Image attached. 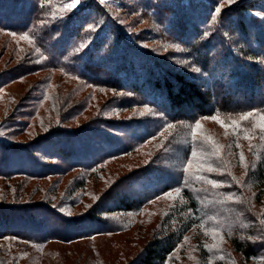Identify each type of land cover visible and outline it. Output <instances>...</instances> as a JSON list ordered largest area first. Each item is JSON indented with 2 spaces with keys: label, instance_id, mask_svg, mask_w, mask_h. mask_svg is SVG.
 Returning <instances> with one entry per match:
<instances>
[{
  "label": "trees",
  "instance_id": "16d2710c",
  "mask_svg": "<svg viewBox=\"0 0 264 264\" xmlns=\"http://www.w3.org/2000/svg\"><path fill=\"white\" fill-rule=\"evenodd\" d=\"M45 1L14 5L13 0H0V21L16 36L31 38L35 51L27 56L39 61L9 80L32 71L57 73L103 90L107 98L97 103L102 106L95 116L74 130L66 125L81 117V105L65 109L56 105L59 99L52 102L56 111L40 132L33 129L37 116L31 111L26 119L19 115V123H3L0 130L24 129V136L34 139L11 144L0 135V181L40 182L74 171L96 174L141 154L151 142H158L159 150L150 160L153 164L146 163V155L141 169L111 181L86 211L72 210L74 217L64 208L75 205L78 190H87L84 181L62 196L59 191L33 195L22 183L5 185L10 191L0 203V264H45L49 245L77 244L102 233L111 239L133 233L139 237L116 243L118 254L98 252L100 258L89 256L84 264H167L194 230L214 231L245 264H264V0H208L207 5L205 0H147L143 5L137 0L132 8L140 19L130 24L147 18L158 26L157 33L146 35L119 26L97 0H83L80 11L68 17L57 6H44ZM12 18L23 21L12 23ZM47 24L51 33L44 29ZM149 38L159 45L143 48ZM107 64L113 69L103 71ZM49 77L31 91L34 104L54 99L48 94ZM112 105V110L115 105L124 111L147 108L155 116L131 113L114 120L106 112ZM209 124L220 126V138ZM92 133L97 141L87 137ZM54 146L66 148L47 150ZM176 153L180 158L169 156ZM168 157L171 173L164 177L155 162L168 163ZM157 176L163 184L148 195L127 198L121 191L128 182H150ZM167 193H177L179 203L168 209L150 205ZM36 195L39 200L32 203ZM60 196L69 203L53 205ZM118 213L130 215L140 228L134 231L131 224L109 220ZM152 222L158 231L146 239L142 225ZM133 242L140 250L126 256Z\"/></svg>",
  "mask_w": 264,
  "mask_h": 264
},
{
  "label": "rangeland",
  "instance_id": "374dc122",
  "mask_svg": "<svg viewBox=\"0 0 264 264\" xmlns=\"http://www.w3.org/2000/svg\"><path fill=\"white\" fill-rule=\"evenodd\" d=\"M97 1H99L102 4L105 11L110 13L115 18V21H118L119 26L122 27L125 25L128 28L129 33L133 35L134 33H136L137 35L144 33L146 35V34H150L151 32L152 33L158 32L157 30L158 26L152 20L150 19L148 20L147 18L146 19L142 18V20H139L140 22L137 23L135 26L130 24V21L137 18L140 19L139 16L140 13H137V10H135V7L132 8V5L137 6L138 1H140V3L143 5L146 3L147 0H138V1L137 0H97ZM198 1H202V0H198ZM213 1L215 0H211V2ZM169 2L171 1L167 0V3ZM18 3H21V0H13L14 5ZM207 3L209 4L208 0L202 2L203 5H207ZM70 4L73 6L69 7L68 5ZM82 4H83V0H79L78 3L76 2V0H46L44 6H52V5L57 6L59 7L61 13L65 17H68L72 12L75 11L79 12L81 8L80 6ZM218 15H222V14L219 13ZM65 19L67 20V18ZM233 19H235L236 22L239 20L238 17H235ZM21 21H23V19L15 20L12 23H17ZM6 26L7 24H5V22L0 21V126L3 123H8V122L10 123L12 121H16L17 123H19L18 120H21V117L18 116L25 114L23 119H26L27 113L31 111L34 112L35 116H37L32 121V124L34 125L33 129L36 130V132H40L44 128L42 126L46 124L45 121L51 119L54 115V110L56 111V109L52 105V102L55 99H59V102L56 105L63 106L65 109H68L70 107L77 108L78 106L81 105L80 108V111L82 112V114L80 115L81 117H79L76 120V122L66 125L67 127L72 128V130H74L75 127L83 124L85 119H89L93 115L95 116L99 108L102 106V105H98L97 103L99 101L100 103H102L105 100V98H107V96H104L105 94H101V93H105L103 90L99 91L95 89H90L80 84V81L78 80H71L69 78H66L62 74H57V73H40L33 75L32 74L33 71H32L31 74L24 75L18 79H13L11 81L9 80L10 77L20 74L22 72H26L27 69L32 70L33 67L39 63V61L31 62L32 61L31 55L30 57L27 56V54L35 51L34 49H32L33 47L31 46V38L25 35L24 37H18L15 35V33L5 28ZM46 28L49 30H46ZM44 29L49 33H51L50 24H47V27H45L44 25ZM152 39L153 38H149L150 42L149 43L147 42V45H144L143 48L152 49L154 46L159 45V43L155 42ZM137 45H139V42L137 43ZM40 61H45V58L41 59ZM104 67L105 69H103V71H106L108 70V68L112 70L114 66L107 64V66L105 65ZM46 75H50V77L48 78L49 80L48 94L53 95L54 99L52 101H48L46 98L44 100H41L39 103L34 104V102H32V95H31L34 94V92L31 91L38 88L39 81L42 78H45ZM1 83L3 84V86L1 85ZM106 94L110 98L113 96L111 92H106ZM85 99L87 102H85ZM108 105H106V107ZM112 107L113 105L110 106L109 109L106 110V112L110 113L108 117L114 120H125L131 115V113H138L141 117L146 116L147 118L155 116L154 113H152L147 108H139L136 110L131 109L124 111L123 109L118 108L117 105H115L114 110H112ZM209 127H211L213 134L217 135L218 136L217 138H220L218 132V128L220 126L217 124L214 125L209 124ZM205 128L207 130L206 126ZM23 133H24V129L12 131L11 133H9L8 130H0V135H3L2 137H8L11 144L29 142L32 139H34L32 138L33 136L30 138L29 135L24 136ZM87 137H90L91 140L93 141H97L99 139L93 137V133L92 135H89ZM219 141L223 144L225 143V141H223L222 139L221 140L219 139ZM61 147L62 149L66 148L65 146H61ZM61 147L59 146H54L53 148L48 147L47 150L53 149L58 151L59 149H61ZM158 150H159L158 142H151L149 146L145 148L144 152H142L141 154L136 155L137 154L136 153L135 154L136 156L133 155L134 157L131 156L130 158L115 162L109 165V167H106L107 169L105 172L104 170H101L96 174L74 171L72 174H69L64 177L57 175L56 177L49 178L46 181H40V182L30 183L28 182V180L23 181L20 178H16L14 181L11 182L0 181V187H1L0 203H2V201L8 200V198L4 196V192L6 193L10 190H8V188H6L5 185H9L10 188L11 187L13 188L16 184L22 183L25 185V189H27L25 191H28V193L32 192L34 193L33 195L37 194V191H39L38 193L46 192V195L51 191H59V194L62 196V194L66 189L72 190L73 188H75L76 190H78L80 183L84 181V183L88 185L87 190L84 191V193H82V190H78L77 191L78 199L76 198L77 200L75 202V205L73 204L72 206H66L64 208V211L69 213L68 215L70 216L77 215V214H71L72 210L75 211L74 213H76L78 209H80V211H86L88 207L89 206L91 207V205L97 202L98 199L100 198V195H102V193H104L109 188V184L111 183V181L114 180L116 182L121 177L129 175L134 171H138L139 169L142 168L141 166H143L142 165L144 162L143 160H146V155H147L146 163H148L150 162L154 153L158 152ZM176 150H174V152ZM18 155L24 159L23 155H20V153H18ZM169 156L176 159L180 158L178 157L177 153H176V157L175 154L173 155L169 154ZM169 158L170 157H168L167 159L168 163L162 164L160 163V161L155 162V167L157 168L158 171H159L158 169L159 167L161 170L163 169L165 171L164 172L165 174L162 173L164 177H166L165 175L171 173L169 171L170 170ZM153 160L152 162H150L151 164H153ZM171 166L175 167L176 163L172 161ZM240 168L241 169L237 171V174L243 176V165ZM105 173L116 174V176L112 178L109 175H106ZM102 174L105 175L103 177H96ZM159 180L160 178L159 176H157V178L152 179V181L150 182L148 180L146 181L143 179H139V181L128 182L126 186L122 188L121 191H125L124 193H126L127 198L129 197L133 198L134 196H136L137 193H142V195H148L150 192L158 190V187L163 184V183L160 184ZM138 185L140 186L137 187ZM167 194L162 195L160 199L152 202L150 205L153 206L155 203H157L155 204L154 208L160 205L159 208L160 207L162 208L164 206L168 209L170 208L171 205L179 203L177 193H173V194L167 193ZM61 196L59 198L53 199L52 201L53 205H57L61 202L69 203L68 200L62 199ZM39 197L40 195H36L32 203L34 201L39 200ZM48 199L52 200V197H49ZM22 202H30V201L24 200ZM108 205L112 206L113 202L112 201L109 202ZM262 209L264 210V207ZM113 218H117L121 223L127 224V226L128 224H131L134 227L133 228L134 231L140 228L136 226L138 222L136 221L135 225H133L132 224L133 220L130 218V215L127 216L125 215V213H118L112 215L109 217V220ZM152 223L146 224L145 226L141 224L143 229L142 231L147 230L145 231L146 239L151 238L153 233H156L158 231L156 224L154 223L152 224ZM133 235L127 234L125 236L123 235L115 236L111 239V236H109V234L102 233L98 235V237L92 238V240L90 241H85V242L81 241L77 244H69V245L58 244V243L51 244L49 245L46 253L45 264H84L87 262L86 260L88 259L89 256H92L94 260L100 258L101 256H99V253L101 254L102 251L106 256L109 253V251H111L115 255V253L118 254V252H115V249L117 247L115 244L116 243L118 244L122 241L128 242L133 240V238L137 239V237H139L136 235L133 237ZM146 239H143L142 242H140L141 246L143 245V242ZM139 250L140 247H138V245L133 242L132 247L127 248L126 256H128L129 254H131V256L136 255ZM230 260H232L235 263H232ZM123 262L124 261H122V264ZM167 264H245V263L238 255H236L235 253L229 250L227 241L224 238L218 236V234L215 233L214 231L194 230L193 232H190V234L186 236L185 241L183 242L181 248L173 255V257L169 259ZM257 264H262V263L259 262Z\"/></svg>",
  "mask_w": 264,
  "mask_h": 264
},
{
  "label": "snow or ice",
  "instance_id": "6c2138e0",
  "mask_svg": "<svg viewBox=\"0 0 264 264\" xmlns=\"http://www.w3.org/2000/svg\"><path fill=\"white\" fill-rule=\"evenodd\" d=\"M76 2L78 3L79 2V0H76ZM69 7H72L73 5H68ZM197 127H199V125H197Z\"/></svg>",
  "mask_w": 264,
  "mask_h": 264
}]
</instances>
